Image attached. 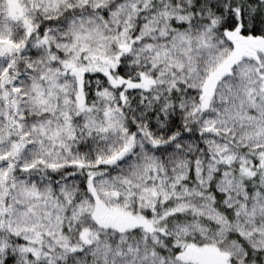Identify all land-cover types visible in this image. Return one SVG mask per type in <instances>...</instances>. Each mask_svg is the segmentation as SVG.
<instances>
[{
  "label": "snow or ice",
  "instance_id": "6c2138e0",
  "mask_svg": "<svg viewBox=\"0 0 264 264\" xmlns=\"http://www.w3.org/2000/svg\"><path fill=\"white\" fill-rule=\"evenodd\" d=\"M0 264H264V0H0Z\"/></svg>",
  "mask_w": 264,
  "mask_h": 264
}]
</instances>
